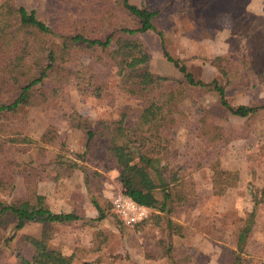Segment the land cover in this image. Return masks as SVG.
Masks as SVG:
<instances>
[{"label": "rangeland", "instance_id": "obj_1", "mask_svg": "<svg viewBox=\"0 0 264 264\" xmlns=\"http://www.w3.org/2000/svg\"><path fill=\"white\" fill-rule=\"evenodd\" d=\"M3 1L0 0V5ZM129 2L158 11L153 19L155 30L131 36L139 39L149 52V68L153 73L183 79L178 68L163 55L162 41L171 57L184 62L196 79L204 81L217 78L222 82L210 60L223 55L230 59V66L239 69L238 78L227 87L228 101L232 105L264 102V68L255 71L248 64L255 50L253 36L264 30V0ZM14 3L35 10L37 17L57 35L83 33L92 38L104 37L121 25L135 24L116 0H14ZM119 36L129 35L117 32L113 41ZM50 38L59 40L58 36ZM91 50L94 51H83L80 56L78 53L71 65L78 67L82 62L93 70L102 84L99 96L90 92L81 94L72 84L65 85L62 96L48 105L23 108L12 119V126H5L6 132H0V139L13 136L7 133L9 129L34 139L25 144L10 143L3 138L0 144V168L3 167L8 178L10 175L16 193L23 195L36 185L54 212L72 208L81 217L71 223H53L49 245L64 254L75 252L77 260L73 264H176V259L183 255L190 256L188 264H230V250H237L239 230L252 211L251 194H258L264 186V110L250 118L238 117L220 106L214 90L187 86L173 128L164 135L149 131L138 134L136 146L143 153L169 160L165 176L176 182L183 179L192 182L194 190L197 164L216 167L223 162V166L233 167L240 175L239 184L223 195L195 194L185 205L173 209L171 218L175 221L183 215L185 224L183 235L173 237L172 251L167 257L159 242L169 240L162 214L150 209L149 217L141 225L130 226L120 220L113 209L112 197L121 190V185L107 137L97 133L87 147L85 132L74 127L70 117L78 112L95 129L96 121H117L126 112V124L134 125L145 97H158L168 88L153 87L144 95L129 94L120 88L114 62L99 49ZM99 54L105 62L96 60ZM51 84L49 79L47 86ZM46 131L49 135L42 140ZM212 134L217 137L214 141ZM50 135L54 137L51 142ZM0 195L3 199V193ZM94 202L106 214L102 220L95 219L98 211ZM196 217L201 225L198 230L206 233L203 236L191 226ZM5 226L0 234L13 235V239L9 248L0 243V261L15 264L16 249L21 248L26 255L31 252L22 240L23 235L40 236L43 226L32 223L19 230L11 223ZM213 239H222V244ZM239 256L241 264H264V200L254 211Z\"/></svg>", "mask_w": 264, "mask_h": 264}, {"label": "trees", "instance_id": "obj_2", "mask_svg": "<svg viewBox=\"0 0 264 264\" xmlns=\"http://www.w3.org/2000/svg\"><path fill=\"white\" fill-rule=\"evenodd\" d=\"M116 1L118 6L134 19V26L121 25L104 37L95 38L83 33L57 35L37 17L35 10L17 5L14 0L3 1L0 5V132L5 133L7 130L5 126L10 124L12 126V119L23 108L48 105L62 96L65 85L72 84L81 94L90 92L99 96L102 84L99 83L93 70L82 62H79L78 67L71 65L77 54L79 53L80 56L86 50L93 49L92 52H97L96 49H99L114 62L120 88L129 94H143L153 87L167 86L168 89L161 92L158 97H145L146 100L144 99V103L138 109L137 121L134 125L126 124V112H123L117 121H96L98 126L95 129L91 126V121L78 112H74L70 118L74 127L85 132L87 147L97 133L107 137L108 150L115 159L123 193L136 203L162 214L169 240L166 243L160 239L159 242L164 248V254L170 257L172 251L170 243L173 242L174 236H182L184 229V226L174 221L170 214L175 207L185 203L196 192L192 182L189 183L184 179L177 182L168 179L165 172L170 168L169 160L161 159V161L143 153L136 146L138 134L149 131L164 135L168 129L173 128L178 122L175 115L181 113L180 104L186 98L187 86L214 90L219 96L220 106L242 118L253 117L264 110V102L256 105H232L228 101L227 87L232 86L233 79L238 78L239 69L230 66V59L223 55L215 56L210 60L222 77V82L217 78L204 81L196 79L187 70L184 62L171 57L162 41L163 55L173 62L183 79L178 80L153 73L149 68V52L139 39L131 36L155 30L153 19L158 11L139 7L129 0ZM117 32L129 36H119L113 41ZM158 34L161 36L162 33L158 31ZM50 36H58L59 40L51 41ZM253 39L255 50L248 64L256 71L264 68V30L255 34ZM96 60L105 62L101 54ZM49 79L52 80L50 87L47 86ZM174 82L177 84L174 85ZM205 124L204 121L203 125ZM9 132L13 133V136L1 137L0 144L4 139L10 143L27 144L34 141L31 137L14 133L12 129L7 131ZM48 133V131L44 132L41 139L45 140ZM212 136L211 140L214 141L217 137L213 134ZM48 140L53 141V135H50ZM166 150L167 147L164 145L163 152ZM6 176L3 167L0 168V194L3 193L4 196L2 199L0 195V233L7 228L5 226L7 223L13 224L15 230L32 223H40L43 226L40 236L23 235L22 240L29 246L31 252L26 255L21 248L16 249L15 264H73L77 260L75 252L62 253L49 245V238L53 223H71L79 220L80 215L75 210L54 212L47 204L45 196L37 191L36 185L30 190L27 189L23 195L16 193L13 180L10 175L9 178ZM239 182L238 170L215 168L209 180L211 194L223 195L227 189L237 186ZM251 200L252 211L245 225L239 230L237 250H230L232 256L230 264H241L239 252L243 250L245 238L251 229L254 211L264 200V186L258 194H251ZM94 205L98 211L95 219L105 218L106 214L99 204L94 202ZM117 216L120 218L118 213ZM120 220L123 221L121 218ZM145 221L142 220L135 225H141ZM12 239L13 235L5 237L0 234V243L3 246L9 248ZM176 260V264H188L187 260L190 261V256L183 255ZM0 264L10 263L0 261Z\"/></svg>", "mask_w": 264, "mask_h": 264}, {"label": "built area", "instance_id": "obj_3", "mask_svg": "<svg viewBox=\"0 0 264 264\" xmlns=\"http://www.w3.org/2000/svg\"><path fill=\"white\" fill-rule=\"evenodd\" d=\"M112 205L123 222L130 226L142 220H146L151 212L149 207L136 203L125 195L122 190H118L114 193Z\"/></svg>", "mask_w": 264, "mask_h": 264}, {"label": "crops", "instance_id": "obj_4", "mask_svg": "<svg viewBox=\"0 0 264 264\" xmlns=\"http://www.w3.org/2000/svg\"><path fill=\"white\" fill-rule=\"evenodd\" d=\"M223 162H221V164L219 163L218 165H215L213 164H199V167L194 171V182H195V192L196 194H199V195H202L203 197L206 196L208 197L209 195L211 196V188H210V183H209V180H210V176L212 174V171L213 169L215 168H223V169H229V170H234L233 167H225L223 166ZM185 205V203H181L179 206H183ZM96 208V207H95ZM72 209V208H71ZM71 209H68L67 211L65 212H71L72 210ZM176 214L178 215V211L176 212ZM94 216V215H92ZM183 218V215L182 217ZM180 217H177L175 219L176 222L184 225L185 223L182 221ZM173 219V218H172ZM198 218L196 217L194 219V221L191 223V226L195 229L194 231H196V233L200 234V235H204L206 233L202 232L201 230H198L200 228L198 227H201V225L198 224ZM203 224V223H202ZM186 227V226H185ZM191 229V227H189ZM214 242H217V243H221L222 242V239L221 240H217V239H213ZM222 244V243H221Z\"/></svg>", "mask_w": 264, "mask_h": 264}]
</instances>
